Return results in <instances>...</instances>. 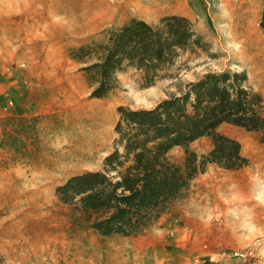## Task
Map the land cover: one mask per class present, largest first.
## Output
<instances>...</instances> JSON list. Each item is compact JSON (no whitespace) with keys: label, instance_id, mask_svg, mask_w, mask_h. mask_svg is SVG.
Segmentation results:
<instances>
[{"label":"rangeland","instance_id":"obj_1","mask_svg":"<svg viewBox=\"0 0 264 264\" xmlns=\"http://www.w3.org/2000/svg\"><path fill=\"white\" fill-rule=\"evenodd\" d=\"M170 2L189 13L206 47L181 53L151 86L127 67L108 97H90L69 50L132 17L156 23ZM210 71H245L247 84L264 96V0H0V83L32 85L28 98L21 100L16 88L3 105L0 91V264H264L261 132L220 127L241 143L249 164L236 171L208 166L207 205L188 255L158 254L151 233L150 239L101 236L56 196L70 176L103 168L120 106L154 107ZM25 102L32 107L21 116ZM211 146L208 137L191 144L198 154ZM172 154L181 161L184 152ZM199 191L191 185L189 195ZM51 218L65 225L60 234L43 230Z\"/></svg>","mask_w":264,"mask_h":264},{"label":"trees","instance_id":"obj_2","mask_svg":"<svg viewBox=\"0 0 264 264\" xmlns=\"http://www.w3.org/2000/svg\"><path fill=\"white\" fill-rule=\"evenodd\" d=\"M103 38L69 50L82 65L90 97L104 99L118 87L127 67L141 71L151 86L183 52L204 49L193 21L180 14L151 23L132 17L105 30ZM115 146L101 170L74 174L56 187L57 198L104 237L143 235L162 215L189 196L195 178L211 164L236 171L249 159L241 143L220 132L230 124L264 134V96L247 84V74L210 71L151 108L120 106ZM211 140L198 154L191 144ZM182 148L177 161L172 154Z\"/></svg>","mask_w":264,"mask_h":264},{"label":"crops","instance_id":"obj_3","mask_svg":"<svg viewBox=\"0 0 264 264\" xmlns=\"http://www.w3.org/2000/svg\"><path fill=\"white\" fill-rule=\"evenodd\" d=\"M168 4L169 5L164 10L165 13L163 15L178 13L189 16L188 12L180 13L175 11V2H170ZM26 81H28V79L19 80L16 83H14L15 81H13L12 84L2 81L0 83L2 105L5 101V95L7 96V94H9V92L11 91L13 93V91L17 89L22 90V92L19 93L21 100L23 97L28 98L29 92L27 91L30 87H32V85L31 83H27ZM25 88H27V90ZM31 107V103L28 104L27 102H25L22 108H18L17 111L21 116H28ZM207 184V173L197 176V178H195L192 183V188H194V186H197L198 188H200L199 192H192L189 197L178 202L169 213L162 215L143 235L136 236L134 238L150 239L151 237H148L147 235L151 233L150 235L154 237L152 238L150 247L158 250V254H164L168 258L169 256H173V251H178L177 249H181L183 255H188L189 251H191V243L195 241L193 226L197 222H200V219L203 220L204 218V210L207 205ZM195 209L198 210L197 214L199 216H195ZM160 244L161 248L157 247V245Z\"/></svg>","mask_w":264,"mask_h":264},{"label":"bare ground","instance_id":"obj_4","mask_svg":"<svg viewBox=\"0 0 264 264\" xmlns=\"http://www.w3.org/2000/svg\"><path fill=\"white\" fill-rule=\"evenodd\" d=\"M65 152V151H64ZM63 153V152H61ZM60 153V154H61ZM67 155V154H66ZM64 155H62L61 157H63ZM71 156V155H70ZM68 157V156H67ZM71 158V157H70ZM60 160V159H58ZM64 160V159H62ZM57 161V159H56ZM71 161V159H70ZM55 162V161H54ZM58 162V161H57ZM46 164V163H45ZM52 164V163H51ZM57 164V163H56ZM53 165V164H52ZM47 214V213H46ZM51 214V213H50ZM44 215V214H43ZM60 217V216H59ZM58 217V218H59ZM56 218V217H55ZM39 219V218H38ZM41 219V218H40ZM45 219V218H42V220ZM59 220V219H58ZM66 219H64L65 221ZM33 222V220H32ZM43 230L47 231V233H52L53 232H58L60 234V231L63 230L65 228V225H63L62 223H60L59 221L58 222H55V220H53L52 218L51 219H48L47 221H43ZM39 227V226H38ZM27 230V229H26ZM33 232V231H32ZM43 231H41L42 233ZM48 235V234H47ZM58 235V234H57ZM43 237V236H42ZM90 250V249H89Z\"/></svg>","mask_w":264,"mask_h":264}]
</instances>
